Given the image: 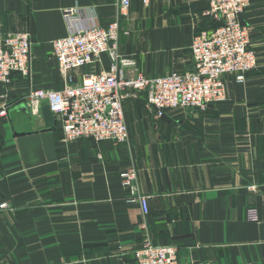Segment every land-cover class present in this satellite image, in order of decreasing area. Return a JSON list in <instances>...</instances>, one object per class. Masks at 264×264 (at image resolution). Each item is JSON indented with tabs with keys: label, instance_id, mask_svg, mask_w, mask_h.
<instances>
[{
	"label": "crops",
	"instance_id": "1",
	"mask_svg": "<svg viewBox=\"0 0 264 264\" xmlns=\"http://www.w3.org/2000/svg\"><path fill=\"white\" fill-rule=\"evenodd\" d=\"M208 0H0V36L29 32L32 68L0 83V264H138L145 243L175 245L183 262L264 264V0L242 21L253 29L258 64L245 82L230 81V99L207 109L157 116L146 93L123 101L129 140L63 141L61 121L45 123L24 100L32 88L61 90L64 76L52 41L75 26L118 20L129 78L193 68L191 43L215 20ZM110 67V58L74 72ZM135 167L149 212L131 201L122 171ZM256 208L259 221L246 218Z\"/></svg>",
	"mask_w": 264,
	"mask_h": 264
},
{
	"label": "built area",
	"instance_id": "2",
	"mask_svg": "<svg viewBox=\"0 0 264 264\" xmlns=\"http://www.w3.org/2000/svg\"><path fill=\"white\" fill-rule=\"evenodd\" d=\"M149 5L151 0H141ZM253 0H208L205 11L220 24L201 31L191 43L193 68L186 72L172 71L161 76H126V66L132 59L122 55L119 48L120 23L113 20L101 24L96 15L89 24L75 26L82 15L79 8H69L67 35L54 39L52 49L65 84L61 90L32 88L24 96L30 108L47 104L56 119L61 121L63 141L81 138L95 141L129 140V127L124 118L123 101L146 93L147 103L163 116L169 109H202L211 103L230 99L232 76L243 83L247 74L257 67L256 52L251 48L253 29L242 16ZM123 9L131 0H116ZM103 55L110 58V67L100 73L88 72L78 81L74 72L91 65ZM32 68V40L29 32L7 33L0 36V83L10 84L14 73L29 76ZM6 108L0 110L4 114ZM123 185L131 193V201L139 202L144 213L149 212V196L140 192L135 167L121 173ZM10 208L0 200V210ZM246 218L259 221L256 208H248ZM138 264H211L207 261L183 262L175 245L145 243L136 250Z\"/></svg>",
	"mask_w": 264,
	"mask_h": 264
},
{
	"label": "water",
	"instance_id": "3",
	"mask_svg": "<svg viewBox=\"0 0 264 264\" xmlns=\"http://www.w3.org/2000/svg\"><path fill=\"white\" fill-rule=\"evenodd\" d=\"M41 114L43 119L45 120V123L50 126L56 122V117L54 114L50 111V108L47 104H44L41 107Z\"/></svg>",
	"mask_w": 264,
	"mask_h": 264
},
{
	"label": "trees",
	"instance_id": "4",
	"mask_svg": "<svg viewBox=\"0 0 264 264\" xmlns=\"http://www.w3.org/2000/svg\"><path fill=\"white\" fill-rule=\"evenodd\" d=\"M219 24H220L219 21H215V23H214V27H213V28L217 27Z\"/></svg>",
	"mask_w": 264,
	"mask_h": 264
}]
</instances>
